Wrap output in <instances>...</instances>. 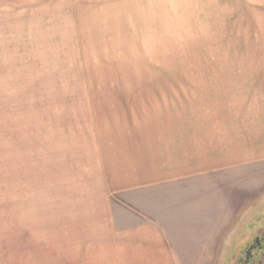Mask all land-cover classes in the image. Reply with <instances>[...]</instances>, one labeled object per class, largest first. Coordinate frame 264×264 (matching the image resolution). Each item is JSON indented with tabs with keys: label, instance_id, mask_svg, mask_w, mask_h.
Segmentation results:
<instances>
[{
	"label": "rangeland",
	"instance_id": "1",
	"mask_svg": "<svg viewBox=\"0 0 264 264\" xmlns=\"http://www.w3.org/2000/svg\"><path fill=\"white\" fill-rule=\"evenodd\" d=\"M263 202L264 0H0V264H221Z\"/></svg>",
	"mask_w": 264,
	"mask_h": 264
},
{
	"label": "crops",
	"instance_id": "2",
	"mask_svg": "<svg viewBox=\"0 0 264 264\" xmlns=\"http://www.w3.org/2000/svg\"><path fill=\"white\" fill-rule=\"evenodd\" d=\"M171 172H172L171 174L172 176H169V175L160 176L159 179H162L160 180V182L166 183V182L173 181V180L176 181L175 180L176 176L174 174V171H171ZM150 184H155V182H151ZM170 193L173 194L174 196V191L170 192V187L160 188V187H155V186H149L148 189L143 188L140 192V195L142 196L141 198H143L142 204L144 203L145 196H147V203H149L151 207L153 205L157 207L158 205L162 203H167L168 201H170V198L167 197L171 195ZM157 227H158L157 224L154 222L152 218L151 224L143 225L140 228L142 235L138 238L139 241L138 242L134 241L133 243L130 242L131 245H129V247L126 246L127 249L131 251L130 253L133 255L132 257H130V259H127V258L124 259V261L127 262V264L129 263L130 264H176L175 246H173V249H169V246L167 245L165 249L163 246V243L160 244L159 234H158L159 232L157 230ZM104 232H106V230ZM143 233L145 234L150 233L152 235H155V239H157L156 242L158 244V247L152 246V244L156 242L152 240L153 238H151V236L147 234L144 236ZM174 243L175 242L173 241L172 244L174 245ZM122 244L123 243H117L116 248H119L118 250L122 249L123 248ZM160 245L165 250H167L168 248L167 250L168 258L167 256H165V254L164 256L160 254L157 257L152 255L153 251L158 250L159 252L161 250ZM112 249L113 247L111 243V236L105 234L101 239H98V240L95 239L93 241V244L91 245V249L89 250V255L87 258L88 264H97L98 262H101L100 259H103V264H111ZM161 252H164V251H161ZM135 253H140V254L142 253V257L136 256ZM171 253L172 255H170Z\"/></svg>",
	"mask_w": 264,
	"mask_h": 264
},
{
	"label": "flooded vegetation",
	"instance_id": "3",
	"mask_svg": "<svg viewBox=\"0 0 264 264\" xmlns=\"http://www.w3.org/2000/svg\"><path fill=\"white\" fill-rule=\"evenodd\" d=\"M221 264H264V202L236 226Z\"/></svg>",
	"mask_w": 264,
	"mask_h": 264
}]
</instances>
